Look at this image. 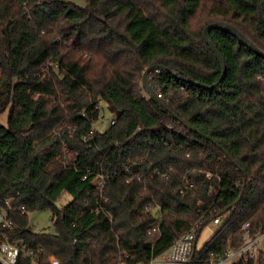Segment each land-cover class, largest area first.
Instances as JSON below:
<instances>
[{
	"label": "trees",
	"instance_id": "obj_1",
	"mask_svg": "<svg viewBox=\"0 0 264 264\" xmlns=\"http://www.w3.org/2000/svg\"><path fill=\"white\" fill-rule=\"evenodd\" d=\"M85 4L0 0V211L14 222L4 237L35 249L41 264H134L193 226L198 260L240 245L246 221L262 232L264 58L211 29L227 66L220 80L203 32L226 21L264 49V0ZM158 64L179 74H149L167 108L142 84ZM101 111L111 115L103 130ZM98 174L111 176L102 191ZM64 192L71 200L58 207ZM46 210L54 233L29 222ZM240 264H264V251Z\"/></svg>",
	"mask_w": 264,
	"mask_h": 264
},
{
	"label": "built area",
	"instance_id": "obj_2",
	"mask_svg": "<svg viewBox=\"0 0 264 264\" xmlns=\"http://www.w3.org/2000/svg\"><path fill=\"white\" fill-rule=\"evenodd\" d=\"M159 70V69H158ZM157 70V72H158ZM2 73L0 70V77ZM149 78L151 76L149 75ZM103 103L100 101L97 105V109H102ZM100 118L98 121H101ZM116 120H111V123H115ZM72 129V128H71ZM95 129L89 133L93 136ZM89 137L84 136V141H88ZM64 152L67 153L68 149L64 143ZM208 176H212V172H208ZM111 178L110 174H98L95 177L97 186L101 189H105L106 180ZM141 179V175L138 177ZM184 189H181L183 192ZM148 209L153 208V205H148ZM25 211V207H23ZM214 223H220V218H215ZM14 222L7 217L6 213L0 211V264H24L29 261V264H41V257L37 254L33 248H28L24 244H18L6 239L2 233V228L12 230ZM159 229V225H153L148 233L156 232ZM197 227L193 226L188 231L182 233L178 239H176L162 254L153 256L147 261H137L134 264H240L247 260L260 259L261 254L264 251L261 244L264 242V230L259 233H254L251 228V222L246 221L241 228L242 242L238 246H230L227 251L220 257L215 256L214 253L208 260L196 259V239H197ZM128 257V255H127ZM52 264H58V261L54 256L51 257ZM124 260L119 261L118 264H124Z\"/></svg>",
	"mask_w": 264,
	"mask_h": 264
},
{
	"label": "water",
	"instance_id": "obj_3",
	"mask_svg": "<svg viewBox=\"0 0 264 264\" xmlns=\"http://www.w3.org/2000/svg\"><path fill=\"white\" fill-rule=\"evenodd\" d=\"M219 29L221 31H225L227 33H230L232 35H234L240 42H242L248 49L252 50L256 55L261 56L262 58H264V49H262L261 47H259L258 45L255 44V42L249 38L244 32H242V30H239L236 26H234L233 24L226 22V21H216L213 22L209 25H207V27L205 28L203 34L205 37L206 42L208 43V45L210 46V48L215 52L216 56L219 59V62L221 64V66L223 67V74L222 77L220 78V80H222V78L225 76V72H226V64L225 61L221 55V52L216 48V46L213 43V40L211 39V34H210V30L211 29ZM164 70L166 72H169L171 74H173L176 77H179V74L177 73V71H173L170 68L163 66V65H152V66H148L143 74V78H142V84L145 86L148 94L150 97L156 99L158 102H160L165 108H167V106L165 105V103L161 100L160 94L157 93V91L154 89V87L152 85H150L149 82V74L153 71V70ZM219 80V81H220Z\"/></svg>",
	"mask_w": 264,
	"mask_h": 264
},
{
	"label": "rangeland",
	"instance_id": "obj_4",
	"mask_svg": "<svg viewBox=\"0 0 264 264\" xmlns=\"http://www.w3.org/2000/svg\"><path fill=\"white\" fill-rule=\"evenodd\" d=\"M80 6H85V0H70ZM102 112V111H101ZM104 117L101 119V121L96 122V126H98L99 129L109 126L110 124V113L107 111L101 113ZM7 118L8 113L7 112H0V124L7 126ZM71 200V196L64 192L62 194V197H60L56 204L58 207H62V205H65L68 201ZM29 222L32 223L34 226V230L36 231H43V232H49L54 233L55 232V226L54 222L52 221V213L50 210L46 211H32L28 214ZM217 229V224L212 222L207 228H205L200 236L199 244L201 245L205 240H207L212 234L213 231ZM264 242L261 244V247L263 248Z\"/></svg>",
	"mask_w": 264,
	"mask_h": 264
}]
</instances>
